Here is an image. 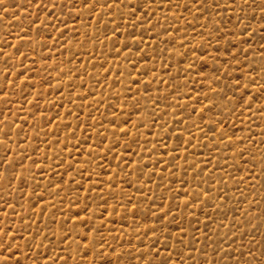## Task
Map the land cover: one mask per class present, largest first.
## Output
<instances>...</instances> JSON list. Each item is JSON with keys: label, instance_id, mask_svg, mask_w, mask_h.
Here are the masks:
<instances>
[{"label": "rangeland", "instance_id": "374dc122", "mask_svg": "<svg viewBox=\"0 0 264 264\" xmlns=\"http://www.w3.org/2000/svg\"><path fill=\"white\" fill-rule=\"evenodd\" d=\"M0 253L264 264V0H3Z\"/></svg>", "mask_w": 264, "mask_h": 264}, {"label": "snow or ice", "instance_id": "6c2138e0", "mask_svg": "<svg viewBox=\"0 0 264 264\" xmlns=\"http://www.w3.org/2000/svg\"><path fill=\"white\" fill-rule=\"evenodd\" d=\"M2 2H3V0H0V3H2ZM117 2H119V0H117ZM245 2H247V0H245ZM0 255H2V253H0Z\"/></svg>", "mask_w": 264, "mask_h": 264}]
</instances>
